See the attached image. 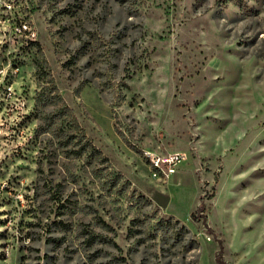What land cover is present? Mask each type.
Segmentation results:
<instances>
[{
	"label": "rangeland",
	"instance_id": "obj_1",
	"mask_svg": "<svg viewBox=\"0 0 264 264\" xmlns=\"http://www.w3.org/2000/svg\"><path fill=\"white\" fill-rule=\"evenodd\" d=\"M220 245L264 264V0H0V264Z\"/></svg>",
	"mask_w": 264,
	"mask_h": 264
},
{
	"label": "trees",
	"instance_id": "obj_2",
	"mask_svg": "<svg viewBox=\"0 0 264 264\" xmlns=\"http://www.w3.org/2000/svg\"><path fill=\"white\" fill-rule=\"evenodd\" d=\"M61 110V109H60ZM63 111L61 112H69V116L73 119V127L74 129L72 130L73 132V136L74 138H77L79 137V139L82 138V140H85L84 144L81 146L80 148V152L83 153V152H90L92 151L93 153H99L100 151L98 149H96V147L92 144V142H90L86 137L85 135L82 133V131L80 130L79 128V125L77 123V119L72 115V111L68 108V107H65L62 109ZM71 112V113H70ZM62 113V114H63ZM72 127V128H73ZM205 205H204V200L202 199L201 200V204H200V207L197 209L196 212H193L191 217L193 220L197 219L198 217V214H202L203 217H205L206 219V215L204 214V209H205ZM213 234V232H212ZM223 245H220V250L218 251V254H217V257H216V261L218 264H225L224 261H223Z\"/></svg>",
	"mask_w": 264,
	"mask_h": 264
},
{
	"label": "built area",
	"instance_id": "obj_3",
	"mask_svg": "<svg viewBox=\"0 0 264 264\" xmlns=\"http://www.w3.org/2000/svg\"><path fill=\"white\" fill-rule=\"evenodd\" d=\"M182 159L183 157L180 154L173 153L166 156H153L151 162L156 171L170 173L174 172L175 166L181 163Z\"/></svg>",
	"mask_w": 264,
	"mask_h": 264
}]
</instances>
